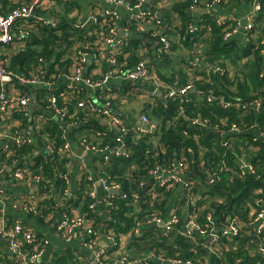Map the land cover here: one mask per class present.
Masks as SVG:
<instances>
[{"label":"trees","instance_id":"obj_1","mask_svg":"<svg viewBox=\"0 0 264 264\" xmlns=\"http://www.w3.org/2000/svg\"><path fill=\"white\" fill-rule=\"evenodd\" d=\"M157 1L153 0L147 6L153 5L155 9ZM213 1L205 0V4L211 5ZM228 2L235 4L241 0ZM260 2L261 8L257 12L253 29L248 33L249 40L244 44L238 40L225 39V33L233 26H230L229 21L217 24L212 15L206 18L204 26L194 28L191 8L200 4L198 0H179L168 10H163L165 12L162 20L159 19V28L165 34L178 37L179 42L184 44L183 47L189 49L196 43L203 42L205 48L200 57L209 63L211 69L202 72L199 75L201 79L193 81L195 91L190 90L184 96L163 102L157 100L153 103V108L143 107L142 114L158 126L153 138H136L132 132L123 133L114 126L111 127L105 118L95 116L82 106L84 97L96 96L98 102L104 104L107 96L114 95L110 99L114 108L122 96L141 91L134 82L127 81L121 86H111L110 89L90 90L85 86L68 83L36 89L42 96L54 94L58 98L59 106L66 110L65 122L61 125L49 118L39 125L26 112L17 110L12 114L18 125L12 127L11 134L17 132L35 139L32 143L21 145L10 142L7 153L0 150V163L4 159L9 163L15 160V168L28 167L40 174L41 180L39 190L33 194L35 199L30 194L8 188L4 191L9 198L7 203L11 204L18 198L26 200L31 196L29 199L36 203L41 219L49 214L55 215V218L73 213L74 206H78L86 192L88 194L93 181H85L81 199L68 198V183L63 176L70 159L64 155L62 147L65 143L71 145L73 141L84 149L87 144H95L92 134L104 131L106 135L103 143L95 145L103 146L108 143L113 148L119 144L126 154H113L110 162L104 163L101 158L99 163V178H106L111 184L121 187V194L115 196L114 207L111 209L116 221L104 222L107 224L106 228H114L116 234L119 231H132L138 222L147 223L155 215L165 218L171 204L175 206L173 192L178 189L179 184L173 187L159 186L156 179L150 177L151 170L156 167L172 168L181 159L186 160L187 171L192 165L201 170L197 177L186 178L193 182L190 190L180 188L181 195L177 200L180 222L175 229L169 234L162 232L161 228L146 229L141 237H132L135 248L129 256L143 259L149 252L156 251L169 258L196 264H264V236L253 242L252 234L244 226L238 234L220 231L219 242L214 249L207 245V233L216 225L228 227L236 218L246 223L252 217L253 210L257 211L254 216L264 210V0ZM25 3L27 0H0V10L8 12ZM63 8L64 15L62 12H55L58 22H36L33 18L17 22L13 42L0 46V57L9 72L29 76L40 72L41 68L48 72L47 76L58 71L70 72L79 62L83 51L91 54L97 42L117 26L115 21L105 17L97 25H91L90 29L77 27L74 25L76 20L70 13L79 6L68 1ZM177 19L179 23H176ZM126 25L136 31L135 22ZM26 31L29 32L28 36L24 35ZM210 32L209 41L204 36L209 37ZM143 42L131 40L122 44L117 54L122 68H126V60L130 64H136L141 59H149L151 68L153 67L152 55ZM176 47L178 45L173 42L172 50ZM107 53L108 49L104 51V54ZM160 57L164 60L170 55L163 54ZM244 59L247 61L240 64V68L233 71L232 75H228L225 60L239 63ZM217 67L223 71H216ZM180 73L182 80L184 73ZM163 77L159 76L166 81L167 78ZM188 79L187 75L181 82L186 81V84ZM211 94L214 99L208 101ZM255 100L260 101L258 109L251 104ZM222 101L230 105L225 108ZM73 117L84 122L77 127L66 128ZM196 118L207 120L209 126L192 124V120ZM234 124L239 131L231 130ZM30 128H33L32 133L28 134ZM78 133L83 136L79 138ZM37 143L50 145L54 150L53 154L48 155L43 151L35 154ZM242 162L250 164L252 171L249 168L242 170ZM211 178H214V183H208ZM87 194L81 213L88 212L95 222L94 230L102 231L98 216L88 208L92 199ZM124 194L127 195L126 198L123 197ZM194 195H199L200 198L191 205L189 199ZM208 214L210 219L207 218ZM5 215L9 218V223L15 221L10 213L5 212ZM191 216H194L193 219L201 230L206 231L199 237L195 234L197 240L193 243L181 232ZM66 250L71 254L74 247L69 246ZM59 262L69 263L65 258ZM3 264H14V259L6 257ZM148 264L161 262L149 261Z\"/></svg>","mask_w":264,"mask_h":264},{"label":"built area","instance_id":"obj_2","mask_svg":"<svg viewBox=\"0 0 264 264\" xmlns=\"http://www.w3.org/2000/svg\"><path fill=\"white\" fill-rule=\"evenodd\" d=\"M44 0H33L30 3H25L18 7L13 8L8 12H0V46L10 45L14 38L15 32L14 29L17 22L20 20H28L30 18L34 19L35 9L43 3ZM146 0H108V5H121L124 6L127 10L131 12L130 17H128L129 22H135L137 24V30H142V24L146 21H154L157 27H160L161 21L157 18L156 11L157 9H153L151 6H148L149 9L144 10ZM219 2V0H216ZM148 3V1H147ZM261 8L260 0H254L252 5V13L259 12ZM250 14L248 16V22L245 26L246 31V40H249L248 33L253 29L254 21L251 19ZM108 17L116 23L119 21V14L110 9H98L95 8L92 12L90 18H88L86 23H82L79 25L80 28H84L91 25H97L99 20L102 18ZM35 20V19H34ZM37 22V20H35ZM127 27V26H126ZM128 30V28H127ZM110 34L104 36L101 40L97 42V46L95 50L101 55L106 56V61L108 64L107 70L98 78H94L88 74L86 67L89 65V57L90 54L87 51H83L80 55V60L77 62L71 69L70 72L66 71H58L57 73H52L47 76V71L43 68L40 69V72H36L32 75H26L23 73H11L9 72L4 64L3 59L0 57V114L9 115L12 119L9 120L5 124H0V150L3 153H7L9 151L10 142H14L17 145H21L23 143H32L35 139L34 137H25L20 133L11 134L12 127L14 125H18V122L13 119L12 114L19 110L22 112H28L30 110L33 102H36L39 108H44L50 112H52L53 120L58 122L61 125H64L66 110L59 106L58 98L54 94H45L44 96L40 95V93H36L34 91V86L41 85L44 88H53L58 83H62V81L67 80L72 85L74 83H79L81 86H85L90 90L95 89H105L106 86L112 80H123V81H131L139 84L153 83L156 87H163L162 82H160L152 72V68L150 65L149 59H141L139 60L133 68H122L117 59V54L120 52L122 43L117 40V26L111 28ZM237 29L232 30L226 34L227 37L235 33ZM159 47H158V55L167 54L171 51L173 42L165 33H159ZM25 36L29 35V32H24ZM108 49V53L104 54V51ZM220 70L219 68H216ZM44 74V76H43ZM10 83H17L18 85H22V90L20 93H12L11 95L5 94L1 87L4 84L8 85ZM108 86H111L110 84ZM107 89V88H106ZM193 89V86L188 84L181 88L179 91L171 90L165 92V100L174 99L178 94L180 96L186 95L190 90ZM114 95H109L106 97V101L104 104L98 102V98L96 96H88L84 97L82 100V106L85 110H88L90 113L94 114L98 117H103L109 121V125L111 127H115V129L120 130L123 133L132 132L135 135L137 134L140 137L145 138H153L156 135V131L158 130V126L155 122L150 120V118L144 114L140 116L141 123L137 126H129L125 123L120 117L114 114L113 107L111 105L110 99L113 98ZM214 99L213 94L208 96V101H212ZM223 107H228L230 104L224 101L221 102ZM254 104L255 108L258 109L260 106V101L255 100ZM35 123L41 125L45 122V117L43 114L33 115ZM73 121L66 124V128L69 127H77L80 123L84 121L78 117H73ZM192 124L207 127L209 126L207 120H202L200 118H196L192 120ZM231 130L237 132L239 128L234 124L231 127ZM32 133V131H31ZM28 133V134H31ZM98 137H102L104 131H98L96 133ZM139 138V137H138ZM37 143L36 146H38ZM46 153L48 155L53 154L54 150L50 145H45ZM64 151V155L72 160V156L77 158V154L73 153L71 150V145L69 143H65L62 147ZM95 152L102 154L103 162L108 163L112 159L113 154L124 156L126 154L123 153L122 147L117 149H113L110 145H95V144H87L85 146V152ZM38 154V153H36ZM79 155V154H78ZM80 159V158H79ZM78 160V158H77ZM241 169L245 170L249 168L252 171V167L250 164L246 162H242ZM16 161L13 160L12 163H9L7 159H4L2 163H0V202L2 201L4 204H7V200H9L8 196L5 195V192L8 188L13 189H21V188H29L30 186L37 185L39 186V182L41 180V175L35 173L28 167H19L15 168ZM100 166V164H99ZM186 166L182 161L175 163L172 168H161L156 167L155 169L149 172V175L154 177L158 182L159 186L173 187L175 184H182L184 188L190 190L193 182L185 181L183 178ZM11 171V172H10ZM10 172V173H9ZM63 178L66 182H69L68 173L65 172ZM92 182V180H90ZM100 184L107 190L118 188V186H111V183L108 179L100 177ZM208 183H214V178L208 180ZM95 185L93 181L92 186ZM67 194V191H66ZM91 197H94L95 193L93 191L89 192ZM181 195V193H180ZM31 197V196H30ZM26 200L24 198H18L14 202L11 203V206L15 209H19L22 212H28L33 216H39V211L36 208V203L29 199ZM126 198V195H123ZM180 197V196H179ZM178 197V199H179ZM32 198L33 197L32 194ZM200 198L199 195H194L189 202L191 205L195 203L196 200ZM94 203L90 204L89 207L92 208ZM178 207H174V214L167 220L159 215L153 216L151 219L147 221L152 224H163L162 228L165 234L171 233L177 224L180 222V217L177 214ZM253 212V213H252ZM251 213L252 217L245 221L246 223H242L241 220L235 219V221H231L228 227L222 228V230L227 233L238 234L242 226L246 227L248 231L252 234V237H263L264 236V210L259 211L255 216L254 214L257 212L253 210ZM194 216L188 219L185 224V228L181 231L184 236L189 238L190 240H194L197 237H194L195 234L202 236L206 231L201 230V228L197 225ZM207 218L210 219V214L207 215ZM9 218L4 214L0 213V239L6 240V244L9 246L11 251V255L14 259V264H34L36 259H40L41 255L45 252L48 247V239L40 238L33 234V231L27 227H25L20 222L12 221L9 223ZM87 220L84 216H77L73 213L71 214H63L61 221L57 224V232L58 234L67 242L73 241L75 234H80V238L82 239V244L88 248H93L94 244L97 241L96 230L90 225L87 224ZM137 224H140L138 222ZM137 227L135 228V232H137ZM218 232H214V227L207 233V245L209 248L214 249L215 244L219 242L218 240ZM107 244L103 247H98V250L95 253V261L98 264H141V259L133 258L129 256V254L125 253H117L119 242L115 234L110 230L105 234ZM28 248H30L28 250ZM152 258H155L161 264H196L191 261L183 262L180 259H174L166 257L163 254L154 255ZM148 262V258H147ZM146 264V261L144 262Z\"/></svg>","mask_w":264,"mask_h":264},{"label":"crops","instance_id":"obj_3","mask_svg":"<svg viewBox=\"0 0 264 264\" xmlns=\"http://www.w3.org/2000/svg\"><path fill=\"white\" fill-rule=\"evenodd\" d=\"M17 1V0H13ZM33 0H27V3L32 2ZM68 1L75 2L79 8H76L74 11L70 13L71 17H74L76 20V23H74L75 26L79 27L80 24L86 23L88 18L92 15V12L95 8L98 7V9H104V8H110L114 11H116L119 14V21L117 22V35L116 38L119 40L122 44H127L131 40H143V44L148 48L152 55V72L153 75L162 82L163 87H156L153 83H146V84H139L136 83L140 88V92H135V94H129L122 96V98L116 103V106L113 108V112L115 115L120 117L123 121H125L126 124L129 126H137L140 125L141 120L140 116L142 115V109L146 106H151L153 108V103L157 100L160 102L165 101V92L171 91V90H177L179 91L184 86L190 84L193 86V81L195 79H201L200 74L202 72L210 71L211 66H209V63L205 62L203 60V57H200L202 52L204 51L205 44L203 42H199L194 45L192 49H189V47H183L184 44L180 43L179 38L174 36L173 34L168 35V37L173 40L172 42H175V44L178 45L175 50H172L167 53L170 55L167 59H162L158 55V47H159V40H158V34L159 33H165L163 30H161L159 27L156 26V23L154 24V21H146L144 24H142V30H137V27L134 29L136 31H133L126 27L128 23V17H130L131 12L127 10L124 6L121 5H108V0H44L43 3L35 9L34 13V19L37 20V22H46V23H54L58 22L55 15L58 12H62L64 15V6L65 3ZM153 1V0H146L145 6L143 7L144 10L149 9L147 6ZM179 0H158L156 4V8L158 11H156V15L158 19L162 20V17L164 16L163 10H168L175 2ZM200 2L199 5L194 6L191 8V13L193 15V27H201L204 26V22L207 17L210 15L213 16L214 20L217 24L223 23L226 21H229L230 26H233L231 30H227V32L224 35L225 39L229 40H238L241 44H244L246 41V31L245 26L248 22V16L250 14H253L251 16V19L255 22L256 18L258 16V13H252V5L253 1L250 0H241L239 3L230 4L228 0H219V2H216L214 0L211 5L205 4V0H198ZM153 8V5L151 6ZM5 13V11L0 10ZM159 14L162 16L160 17ZM61 15V14H60ZM176 23H179V19L176 20ZM203 24V25H202ZM87 27V26H86ZM90 29L91 26H88ZM128 28V30H127ZM237 29L235 33L230 35L229 37L226 36L228 32H231L232 30ZM141 31V32H140ZM150 32V33H149ZM210 35L209 37L204 36L205 38H209L210 41ZM141 37V38H137ZM76 46V43L74 46H72V50H74ZM148 54L147 49L145 52V56ZM147 57V56H146ZM185 60V62H184ZM247 59H244L242 61L233 62L232 60H225V65L227 66L226 69H228V75H232L233 71H236V69L240 68V64L246 62ZM131 62L128 60L125 61L126 68H133L135 63L130 64ZM108 64L106 61V56H101L95 49L93 52H91L89 57V65H87L86 70L89 73H91L92 76L95 78L100 77L105 70L107 69ZM218 68V67H217ZM220 69V68H219ZM218 71L217 69H215ZM183 72L184 78L188 75L189 79L188 82L185 84V82H181V74ZM223 71V69L219 70ZM197 72V73H195ZM164 76L163 78H167V80H163L159 78V76ZM44 76V74H43ZM124 82L123 80H112L109 84L113 87L115 85L121 86ZM62 83H70L67 80L62 81ZM75 85L80 86L79 83H74ZM108 84V85H109ZM134 84V83H133ZM73 85V84H72ZM106 86L107 89L112 88L111 86ZM145 85V86H142ZM22 85H18L17 83H10L8 85L4 84V86L1 87L2 91L5 94L11 95L13 92L18 94L22 90ZM24 88V87H23ZM44 87L41 85L34 86V91L36 93H40L39 91H36V89H43ZM162 91L159 96H156L157 90ZM192 91H195V89H192ZM22 93V92H21ZM177 96H180L179 94ZM176 96V97H177ZM184 96V95H182ZM175 97V98H176ZM118 112V113H117ZM37 114H43L45 117V121L49 118H53L52 112L42 108H39L36 102H33V104L30 107V110L27 112V116L31 118L33 115ZM34 118V117H33ZM12 118L9 115H3L0 114V124H5ZM33 128H30L27 133H31ZM93 135V140L95 144H102V140L105 138V134L102 135V137H98L96 134ZM79 138L82 137V134L78 133ZM136 138L140 137L137 134L135 135ZM78 144L71 141V150L73 153L77 154V158L72 156V160H68L67 163V172L69 177L68 182V189L67 194L69 199H81V195L83 192L84 183L87 180H92L95 182L94 186H90L88 190V194L90 191H93L95 193L94 197L89 196L92 199V203H94L93 207L89 209L93 210V212L98 216V219L100 220V225L103 228V230H96V237L97 241L96 244H94L93 248H88L82 244V239L80 238V234H75L73 241H65L57 232V224L61 221L62 215H58L54 218L55 215L49 214L45 216L44 219L39 218V216H33L29 214L28 212H22L19 209H15L11 206V204H4L2 201L0 202V212L4 213L8 212L13 216V219L15 222L22 223L25 227L31 229L33 231V234L38 237H43L45 239H48V247L41 256V258L34 262V264H61L59 261L63 258L67 261H69L68 264H94L91 260V257L95 259V253L96 250H98V247H103L107 244V240L105 237V234L108 233L110 230L115 234V236L118 239L119 247L117 253H125L129 254L132 252V250L135 248V245L133 244L132 237L137 236L141 237L146 229H152V228H161L162 232H164L162 227L153 226L152 223H141L137 224L135 228L137 227L138 231L135 232V228L132 229V231H119L118 234H116V230L114 228H106L107 224H104L106 220H111L113 222L116 221V219L111 214V209L114 207V198L115 196H118L121 194V187L118 184H111V186H118V188L111 189L107 191L102 184L99 182V163L102 158V154L90 152H85L84 149H81L77 146ZM105 145H108L106 143ZM121 147L119 144L115 145L113 149H117ZM41 151L46 152L45 145L39 144L35 148V154L40 153ZM79 154V155H78ZM80 158V159H79ZM181 161L186 166L183 178L185 181L186 178H192L197 177L200 174V171L198 167L195 165L190 166L189 170L187 171V165L186 160L181 159ZM11 172V171H10ZM9 172V173H10ZM194 172V174H192ZM150 177H152L150 175ZM37 187V188H35ZM183 187L182 184L179 185L178 189L173 192V201H175V206L171 204L170 210L172 209V206L178 207L177 200L179 197V193H181L180 188ZM39 190V186H30L29 188H21L17 190L18 192H24L27 194H34ZM118 190V194H114L112 191ZM87 194V192H86ZM85 194V196H86ZM87 194V197H88ZM201 194V193H199ZM85 196L82 197V201L78 204V206H74L75 211L73 212L74 215L77 216H84L85 219L88 221L87 224H90L92 227L94 226V220L91 217V215L86 213H81V209L84 206ZM127 196V195H126ZM94 200V201H93ZM169 210V211H170ZM134 212V211H133ZM27 214L26 220L21 221V214ZM168 216V215H167ZM166 218V217H165ZM12 223V222H11ZM220 232L222 231V228L218 225L214 227V232ZM197 239L195 238V241ZM6 240L0 239V264H3L5 261V258H12L11 251L9 249V246L5 242ZM69 246H73L74 250L71 252H67V248ZM76 248V249H75ZM156 251H151L148 254H146V258L141 259V264H148L149 261H156L155 258H152L154 255L156 256ZM148 258V262H147ZM158 261V260H157Z\"/></svg>","mask_w":264,"mask_h":264},{"label":"water","instance_id":"obj_4","mask_svg":"<svg viewBox=\"0 0 264 264\" xmlns=\"http://www.w3.org/2000/svg\"><path fill=\"white\" fill-rule=\"evenodd\" d=\"M159 16L161 17L162 15L161 14H159ZM137 38H141V37H137ZM142 86H145V85H142ZM160 93H162V91H161V89L159 90H157V92H156V96H159L160 95ZM118 113V112H117ZM192 174H194V172H192ZM35 188H37V187H35ZM114 194H118L119 193V191L118 190H113L112 191ZM174 214V206H172V209L169 211V213H168V216H167V220L172 216ZM26 216H27V214L25 213V214H21L20 215V217H21V221H24V220H26ZM112 220V219H111ZM153 226H158V227H162L163 226V224H159V225H157V224H153ZM36 235V234H35ZM255 239H256V237H255ZM190 242H194V240L192 239V240H190ZM97 251V250H96ZM91 260L93 261V263L94 264H98L96 261H95V259L93 258V257H91Z\"/></svg>","mask_w":264,"mask_h":264},{"label":"rangeland","instance_id":"obj_5","mask_svg":"<svg viewBox=\"0 0 264 264\" xmlns=\"http://www.w3.org/2000/svg\"><path fill=\"white\" fill-rule=\"evenodd\" d=\"M179 194H180V193H179ZM179 196H180V195H179ZM257 240H258L257 237H256V239H255V237H252V241H253V242H256ZM42 255H43V254H42ZM42 255H41V256H42ZM41 256H40V257H41ZM13 257H14V256H13ZM13 257H12V260H13ZM37 260H39V259H36L35 261H37Z\"/></svg>","mask_w":264,"mask_h":264}]
</instances>
